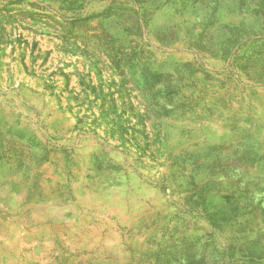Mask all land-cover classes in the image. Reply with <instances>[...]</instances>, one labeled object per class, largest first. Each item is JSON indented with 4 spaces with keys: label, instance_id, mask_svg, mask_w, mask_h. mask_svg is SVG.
<instances>
[{
    "label": "rangeland",
    "instance_id": "374dc122",
    "mask_svg": "<svg viewBox=\"0 0 264 264\" xmlns=\"http://www.w3.org/2000/svg\"><path fill=\"white\" fill-rule=\"evenodd\" d=\"M264 0H0V264H264Z\"/></svg>",
    "mask_w": 264,
    "mask_h": 264
},
{
    "label": "trees",
    "instance_id": "16d2710c",
    "mask_svg": "<svg viewBox=\"0 0 264 264\" xmlns=\"http://www.w3.org/2000/svg\"><path fill=\"white\" fill-rule=\"evenodd\" d=\"M262 14H263V18H264V11L262 12Z\"/></svg>",
    "mask_w": 264,
    "mask_h": 264
}]
</instances>
